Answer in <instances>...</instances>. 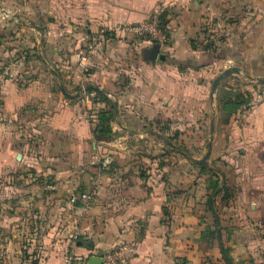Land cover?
<instances>
[{
  "label": "crops",
  "instance_id": "crops-1",
  "mask_svg": "<svg viewBox=\"0 0 264 264\" xmlns=\"http://www.w3.org/2000/svg\"><path fill=\"white\" fill-rule=\"evenodd\" d=\"M220 1L7 0L0 61L25 77L10 80L4 92L7 171L27 165L28 177L48 179L41 185L51 195L48 208L77 264L121 245L128 264H225L221 242L232 264H264V95L221 121V80L213 92L222 63L264 58V24L252 39L246 12L235 26L233 10ZM159 7L167 11L168 39L152 59L158 42L113 29ZM98 31L113 36L85 73L77 56ZM219 32L224 38L208 46ZM236 35L241 48L230 53ZM221 42L229 52L223 59ZM87 84L115 105L112 133L101 138L94 129L108 104L92 102L96 92ZM209 115L211 148L200 163L205 152L190 155L183 141L191 130L200 147ZM172 128L180 129L175 137L167 134ZM107 155L113 165L103 168ZM92 191L87 206L69 201L72 192Z\"/></svg>",
  "mask_w": 264,
  "mask_h": 264
},
{
  "label": "rangeland",
  "instance_id": "rangeland-1",
  "mask_svg": "<svg viewBox=\"0 0 264 264\" xmlns=\"http://www.w3.org/2000/svg\"><path fill=\"white\" fill-rule=\"evenodd\" d=\"M217 4L221 9L233 10L232 19L237 22L235 26H239L241 23L239 18L241 13L246 12L245 21L248 22V30L245 34L253 30L252 39L261 34L259 23L262 20V24H264V17L260 16V13L264 14V0H221ZM0 14L7 19V0H0ZM263 29L261 28V30ZM217 36L224 38L222 32H219ZM214 39L210 36L207 44H210ZM241 39L236 35L237 41L234 42L235 47L229 50L230 53L239 52L242 44ZM222 43H219L218 46L221 59L226 53H229L223 49ZM5 51L4 57L7 59V50ZM246 55L240 60L235 59L228 63L225 62L224 65L221 64L217 75L231 66L239 67L240 72H231L221 80L219 95L221 92H223L222 95L225 93L224 89L239 92L245 95V98L252 96L255 99L257 96L259 99L264 95V81L257 79V77L264 76V58L251 55L246 57ZM3 63L7 64L4 60L0 61V64ZM208 117L203 134L201 133L203 136H201L202 145L200 147L195 145L197 139L195 132L191 130L187 132V143L183 141V144L187 146L190 155L200 156L207 150V143L211 137V116ZM4 119L5 116L1 113L0 122H3ZM177 130L180 129L172 128L171 132L167 134L175 137ZM195 166L189 161V170H192L196 175L198 169H194ZM12 170L16 171H7V143H0V264H64L69 241L60 238L59 234L64 231V226L62 223L59 226L54 223L55 213L51 211V208H48L47 202L51 195L47 192L48 188L42 189L41 187L47 183L48 179L40 177L33 180L32 177H28L27 173L30 170L27 165L20 167L17 164L16 169ZM24 173L26 176L21 175ZM204 173L211 175L210 168L205 167ZM38 185L41 187L40 189H37ZM73 241L76 240L73 239Z\"/></svg>",
  "mask_w": 264,
  "mask_h": 264
},
{
  "label": "built area",
  "instance_id": "built-area-1",
  "mask_svg": "<svg viewBox=\"0 0 264 264\" xmlns=\"http://www.w3.org/2000/svg\"><path fill=\"white\" fill-rule=\"evenodd\" d=\"M165 8L159 7L146 19L133 22L124 23L113 29L117 31H129L136 35L138 38L147 42L164 43L168 39L167 28L163 24L162 14ZM113 36L111 31H98L91 34L86 47L78 53L77 63L81 69L88 73L90 71V65L93 58L96 55L104 52L107 42ZM24 75L21 72H14L11 66L3 63L0 64V115L3 109L4 92L7 83L12 79H24ZM113 162V157L107 155L101 160L103 168H108ZM95 195V192H83L70 194V202L76 203L78 200H84L85 206L88 201ZM78 235H73V239L77 240ZM78 258L72 254H66L64 258V264H77ZM102 264H128L127 261V247L124 245L115 247L104 253V261Z\"/></svg>",
  "mask_w": 264,
  "mask_h": 264
},
{
  "label": "trees",
  "instance_id": "trees-1",
  "mask_svg": "<svg viewBox=\"0 0 264 264\" xmlns=\"http://www.w3.org/2000/svg\"><path fill=\"white\" fill-rule=\"evenodd\" d=\"M162 21L163 24L166 26V30L168 33V26H167V11L164 10L162 14ZM222 40V38H217V40ZM216 42L214 39L208 46H210L212 43ZM86 89L88 92H96V94L91 98L92 102L97 103L99 101H104L105 103L108 104V108H102L98 112V118H99V123L96 125L94 132L96 137L101 138L103 136L109 135L112 133V128L110 125V121L114 119L115 116V105L114 102L111 100V98L107 95V92L104 89H101L99 86L94 85V84H87ZM225 93L222 95L223 92L220 93L218 99H219V117L221 121H227L228 118L235 112L237 111L242 105H245L249 103L252 99L251 97H246L245 95H242L239 92H232L231 90H223ZM222 118V119H221ZM114 161V160H113ZM112 164L108 167L110 168ZM217 186V185H216ZM218 187V186H217ZM216 189V188H215ZM214 189V190H215ZM225 190L227 192L228 188L227 186L225 187ZM228 195V194H226ZM79 200L76 202L78 203ZM83 243V242H81ZM221 250L223 253V258L225 260V264H232L233 261L229 255V248L225 246L221 242Z\"/></svg>",
  "mask_w": 264,
  "mask_h": 264
},
{
  "label": "water",
  "instance_id": "water-1",
  "mask_svg": "<svg viewBox=\"0 0 264 264\" xmlns=\"http://www.w3.org/2000/svg\"><path fill=\"white\" fill-rule=\"evenodd\" d=\"M159 49H160V44L159 43H155L154 46H153L152 53L150 55V57L152 59L156 58V56L158 55ZM159 57L160 58H164V54H160ZM231 72H240V68L237 67V66H233V67L227 68L223 72H221L216 77V79L213 82V92L216 90L217 85L220 82V80H222L224 77H226ZM257 79L260 80V81H264V76L263 77H257ZM68 95L73 97L75 95L77 96L78 94L74 95V94H69L68 93ZM211 127H212V133H213V130H214V119L212 120ZM210 148H211V141L209 140V142L207 144V150L204 153L203 157L201 159H199L198 162H200V163L206 162V159H207V157L209 155V152H210ZM103 261H104V253L103 252H99L98 254L90 256L88 258L86 264H102Z\"/></svg>",
  "mask_w": 264,
  "mask_h": 264
}]
</instances>
